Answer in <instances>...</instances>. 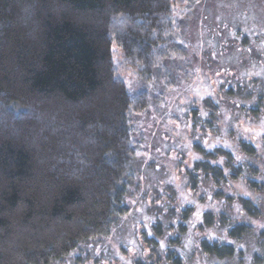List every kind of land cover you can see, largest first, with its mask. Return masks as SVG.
I'll return each mask as SVG.
<instances>
[{
	"label": "trees",
	"instance_id": "16d2710c",
	"mask_svg": "<svg viewBox=\"0 0 264 264\" xmlns=\"http://www.w3.org/2000/svg\"><path fill=\"white\" fill-rule=\"evenodd\" d=\"M198 1L0 0V264L61 263L108 237L128 212L133 117L147 96L128 92L111 45L140 77L172 85L174 63L184 58L173 6L192 10ZM216 113L213 106L209 119ZM238 148L234 155L195 145L202 158L187 174L193 190L209 181L223 208L233 201L223 194L229 180L256 173L243 156L255 155V147L240 141ZM248 181L254 189L261 184ZM235 200L240 212L257 216L250 199ZM202 226L219 227L230 240H198L197 250L217 259L232 257L233 243L251 231L230 224L224 210L217 224L211 212L203 214ZM153 231L160 235V225ZM167 249L164 260L182 264Z\"/></svg>",
	"mask_w": 264,
	"mask_h": 264
},
{
	"label": "rangeland",
	"instance_id": "374dc122",
	"mask_svg": "<svg viewBox=\"0 0 264 264\" xmlns=\"http://www.w3.org/2000/svg\"><path fill=\"white\" fill-rule=\"evenodd\" d=\"M173 25H180L184 50L183 60L174 63L173 86L140 77L116 43L111 45L116 74L128 92L143 90L147 96V107L133 117L137 154L129 209L108 237L80 246L57 264H168L167 248L182 264H264V0H200L192 10L173 6ZM213 106L217 113L210 120ZM240 141L255 147V155L243 156L256 173L229 180L223 194L233 201L223 208L209 181L193 190L187 174L202 158L195 145L235 155ZM248 180L261 184L254 189ZM237 196L250 199L257 216L240 212ZM223 210L230 224L244 223L250 234L233 243L230 258L204 256L197 250L200 238L230 243L223 229L202 226L203 214L211 212L217 224ZM158 224L161 236L153 231ZM179 226L185 228L180 236Z\"/></svg>",
	"mask_w": 264,
	"mask_h": 264
}]
</instances>
